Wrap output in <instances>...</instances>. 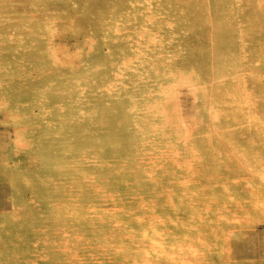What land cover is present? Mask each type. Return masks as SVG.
Segmentation results:
<instances>
[{"label":"rangeland","instance_id":"rangeland-1","mask_svg":"<svg viewBox=\"0 0 264 264\" xmlns=\"http://www.w3.org/2000/svg\"><path fill=\"white\" fill-rule=\"evenodd\" d=\"M0 264H264V0H0Z\"/></svg>","mask_w":264,"mask_h":264},{"label":"bare ground","instance_id":"bare-ground-1","mask_svg":"<svg viewBox=\"0 0 264 264\" xmlns=\"http://www.w3.org/2000/svg\"><path fill=\"white\" fill-rule=\"evenodd\" d=\"M160 85V84H159ZM161 86V85H160ZM177 94V93H176ZM184 121V120H183ZM194 124V123H193ZM2 199V198H1ZM4 199V198H3ZM161 219V218H160ZM159 221V220H158ZM157 221V222H158ZM157 222L156 221H154L153 223H152V227H150V226H148V229L146 230V233H147V235H148V240L151 242V241H153L154 242V244L158 241L157 240V238L159 239V237H157V238H155L156 237V235L158 236V235H160L161 233H162V230L163 229H161V226H159V227H157L155 224H157ZM137 223H138V221H137ZM141 224V223H140ZM140 226V225H139ZM137 227H138V225H137ZM142 227H143V225H142ZM162 227H163V225H162ZM136 228V227H135ZM150 228H151V230H150ZM141 230V229H140ZM144 231V230H143ZM147 237V236H146ZM162 237V236H161ZM163 241V240H162ZM153 244V245H154ZM158 244V243H157ZM157 244H155V245H157ZM151 245V244H150ZM151 248V247H150ZM157 249V248H156ZM162 249V248H161ZM151 250H152V248H151ZM154 250H155V248H154ZM159 252V251H158ZM162 255H164V249H162L161 250V252H160ZM159 256V255H158ZM148 262V261H147ZM255 263V262H254Z\"/></svg>","mask_w":264,"mask_h":264}]
</instances>
